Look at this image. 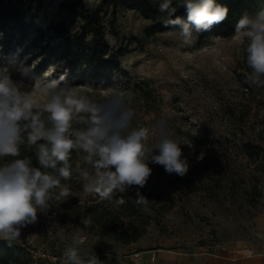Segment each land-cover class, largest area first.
<instances>
[{
    "label": "rangeland",
    "instance_id": "rangeland-1",
    "mask_svg": "<svg viewBox=\"0 0 264 264\" xmlns=\"http://www.w3.org/2000/svg\"><path fill=\"white\" fill-rule=\"evenodd\" d=\"M154 1L159 7L161 0ZM99 3L88 0L83 8ZM261 11L264 2L257 1L243 16L254 18ZM62 17L55 1L39 12L38 22ZM153 21L130 7L106 15V38L111 45L129 50L121 58L128 75L116 74L101 84L64 83L98 101L122 96L134 112L133 126L151 130L166 121V131L187 159V173L168 174L163 166L149 163L152 174L146 185L123 193L126 203L121 206L86 192L79 176L72 175L67 185L70 195L54 198L49 210L38 212L37 222L22 228L20 238L11 243L20 255L16 264H50L49 255L62 257L77 236L81 250H92L103 264H133V253L152 248L191 251L214 249L224 242H260L264 233V86L247 80L250 69L243 42L235 34L200 42L193 33L194 42L183 45L172 29L150 31ZM0 68L26 90L55 79L37 75L19 55H0ZM157 140L155 131L150 132L149 145ZM249 143L261 146L259 156L249 155ZM255 186L261 196L256 195ZM137 190L148 200L146 205L136 203ZM85 218L91 221L86 229L81 223ZM110 220L115 223L112 231Z\"/></svg>",
    "mask_w": 264,
    "mask_h": 264
},
{
    "label": "clouds",
    "instance_id": "clouds-1",
    "mask_svg": "<svg viewBox=\"0 0 264 264\" xmlns=\"http://www.w3.org/2000/svg\"><path fill=\"white\" fill-rule=\"evenodd\" d=\"M183 4L187 22L170 18L175 12L172 0L159 3V11L168 15L163 26L178 33L183 45L195 40L192 26L196 32L206 31L228 14V9L214 0H183ZM235 36L243 42L250 69L247 80L264 86V11L254 18H240ZM55 70L50 66L45 77ZM64 81L61 75L26 90L22 82L12 80L7 70L0 68V160L14 157L0 163V240L9 244L20 238L22 228L37 222L38 212L49 210L54 198L70 195L69 187L61 181L69 180L74 171L86 192L114 206L126 203L122 194L129 188L146 185L152 174L149 163L163 166L168 174L184 176L188 171L180 144L166 131V121L151 130L133 126L134 112L122 96L98 101L78 94L76 87ZM74 123L84 126L74 127ZM152 131L158 140L149 145ZM25 142L34 148L38 166L33 165L31 156L20 158ZM73 152L83 154L84 167L73 168ZM136 197L137 204H147L139 190ZM81 223L86 229L91 221L85 218ZM81 244L79 236L73 238L72 245L64 249L63 264H103L92 250L82 251Z\"/></svg>",
    "mask_w": 264,
    "mask_h": 264
},
{
    "label": "trees",
    "instance_id": "trees-1",
    "mask_svg": "<svg viewBox=\"0 0 264 264\" xmlns=\"http://www.w3.org/2000/svg\"><path fill=\"white\" fill-rule=\"evenodd\" d=\"M59 1L63 13L61 19H53L46 24L38 22L39 12L47 3ZM88 0H0V55L11 57L19 55L26 58L33 66L34 72L42 76L50 66H57L51 75L58 79L65 76L64 82L106 83L116 74L128 75L124 70L121 58L128 49L115 47L106 38L104 18L108 14H116L120 7H130L139 10L154 21L150 31H166L163 21L168 19L167 13H161L154 0H100V3L83 8ZM257 1L264 0H214L215 4L228 9L227 17L219 24L206 31L193 33L201 42L210 37H227L235 34V26L243 17L245 10ZM175 12L170 17L181 18L187 22V8L183 0H172ZM76 25L74 28L73 26ZM35 62V63H34ZM74 127H83L74 123ZM249 155H260L261 146L252 143L246 146ZM82 153H72V164L84 167ZM31 156L33 165L38 166L34 148L27 143L21 145L20 158ZM14 157H6L0 163L11 161ZM78 176L73 172V176ZM72 180V177L69 179ZM69 184V181H61ZM256 195L261 196L258 187H254ZM111 221V220H110ZM108 229L112 231L114 222ZM109 232V231H108ZM135 239V238H134ZM127 242L130 239L126 240ZM28 263V258L25 259ZM20 255L15 246L0 240V264H16Z\"/></svg>",
    "mask_w": 264,
    "mask_h": 264
},
{
    "label": "crops",
    "instance_id": "crops-1",
    "mask_svg": "<svg viewBox=\"0 0 264 264\" xmlns=\"http://www.w3.org/2000/svg\"><path fill=\"white\" fill-rule=\"evenodd\" d=\"M133 264H264V233L260 242H224L214 249L191 251L152 248L132 254Z\"/></svg>",
    "mask_w": 264,
    "mask_h": 264
},
{
    "label": "built area",
    "instance_id": "built-area-1",
    "mask_svg": "<svg viewBox=\"0 0 264 264\" xmlns=\"http://www.w3.org/2000/svg\"><path fill=\"white\" fill-rule=\"evenodd\" d=\"M49 258L50 260H52V263L50 264H63V256L59 257L56 255H52V256L49 255Z\"/></svg>",
    "mask_w": 264,
    "mask_h": 264
}]
</instances>
